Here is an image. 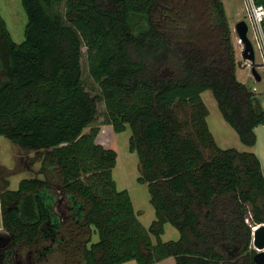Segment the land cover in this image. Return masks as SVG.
<instances>
[{"label": "trees", "instance_id": "16d2710c", "mask_svg": "<svg viewBox=\"0 0 264 264\" xmlns=\"http://www.w3.org/2000/svg\"><path fill=\"white\" fill-rule=\"evenodd\" d=\"M264 5V0H256ZM17 43L0 12V135L35 152L43 177L2 183L0 264L28 250L64 264H256L264 170L252 150L219 146L202 94L212 90L242 144L257 143L264 107L237 76L223 0H22ZM92 81H85L83 58ZM105 124L131 129L155 218L145 226L97 142ZM186 109L183 115L180 110ZM63 198L66 213L57 210ZM180 232L164 240L165 224ZM97 239L95 240V237Z\"/></svg>", "mask_w": 264, "mask_h": 264}, {"label": "rangeland", "instance_id": "374dc122", "mask_svg": "<svg viewBox=\"0 0 264 264\" xmlns=\"http://www.w3.org/2000/svg\"><path fill=\"white\" fill-rule=\"evenodd\" d=\"M226 6L227 15L233 28V41L236 49V57L238 61L237 76L239 80L246 83L254 90L256 87V97L260 100L264 107V63L259 51L256 52L255 61L250 62L242 55L243 43L240 42L236 31V23L242 19L248 20L246 6L244 0H223ZM0 12L7 22V26L12 34L13 39L17 43L25 40V29L28 17L22 4V0H0ZM250 35H252L250 33ZM254 44L256 42L253 40ZM256 68L262 79L257 80L253 68ZM84 78L89 90L92 93L97 91L91 90L97 85L92 81L86 66V58H83ZM1 77H3L0 74ZM203 99L209 109L207 117L210 129L215 137L217 144L223 148L237 147L241 150H252L260 158L262 167L264 168V125L256 127L257 143L253 147L242 144L239 135L234 128L224 118L218 101L212 90H207L203 94ZM186 109L180 110V115L184 114ZM105 106L99 103V116L94 122L95 125L101 127V131L97 136V142L108 148H113L118 152V163L113 169L114 177L120 189H128L135 210L139 219L145 226H149L155 218V208L151 203V195L147 183H140L139 177V157L137 153L129 150V139L131 129L117 132L111 124H105ZM35 152L24 149L14 143L8 136L0 135V176L2 183L9 180L8 187L17 189L21 180L33 177H43L40 174L42 163L35 161ZM57 210L66 213V206L63 198L59 200ZM254 227V226H253ZM179 230L171 223L165 224V233L162 235L164 240L178 239ZM7 232L3 228V220L0 206V243L6 242ZM97 236L95 237V240ZM17 264H64V256L60 251H55L45 258L35 256V254L23 251L15 255ZM78 264H86L80 258ZM122 264H137V261L131 260Z\"/></svg>", "mask_w": 264, "mask_h": 264}, {"label": "water", "instance_id": "95a60500", "mask_svg": "<svg viewBox=\"0 0 264 264\" xmlns=\"http://www.w3.org/2000/svg\"><path fill=\"white\" fill-rule=\"evenodd\" d=\"M236 31L238 33V37L240 41L243 43L244 48L242 51V55L246 60L251 62L255 61V50L253 47V43L248 36L249 25L245 19H242L236 23ZM253 73L257 80L261 79L260 74L253 68ZM253 245L257 250V253L254 255V261L256 264H264V223L258 224L254 228L253 233Z\"/></svg>", "mask_w": 264, "mask_h": 264}, {"label": "built area", "instance_id": "2783aa9c", "mask_svg": "<svg viewBox=\"0 0 264 264\" xmlns=\"http://www.w3.org/2000/svg\"><path fill=\"white\" fill-rule=\"evenodd\" d=\"M244 2L248 15V20H246L249 25L248 36L253 43L255 56L256 52L259 51L264 63V5L258 3L256 0H244ZM250 33L252 35H250ZM253 40L256 42V44H254ZM255 91L256 87H254V92ZM256 226L253 227V231Z\"/></svg>", "mask_w": 264, "mask_h": 264}, {"label": "crops", "instance_id": "0c3cea01", "mask_svg": "<svg viewBox=\"0 0 264 264\" xmlns=\"http://www.w3.org/2000/svg\"><path fill=\"white\" fill-rule=\"evenodd\" d=\"M261 76V75H260ZM261 79H262V77H261ZM260 79V80H261ZM241 81V80H240ZM256 129V128H255ZM263 170H264V168H263ZM157 264H177V261H176V258L175 257H169V258H166V259H164V260H162V261H160V262H158Z\"/></svg>", "mask_w": 264, "mask_h": 264}]
</instances>
